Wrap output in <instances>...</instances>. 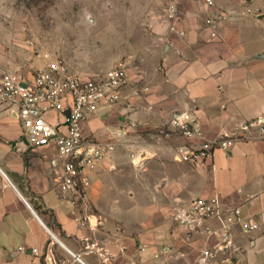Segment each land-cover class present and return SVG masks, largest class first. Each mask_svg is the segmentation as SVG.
Returning <instances> with one entry per match:
<instances>
[{"label":"crops","instance_id":"obj_1","mask_svg":"<svg viewBox=\"0 0 264 264\" xmlns=\"http://www.w3.org/2000/svg\"><path fill=\"white\" fill-rule=\"evenodd\" d=\"M178 7L161 31L159 67L142 76L129 67L120 102L85 123L94 138L117 140L111 156L88 171L95 226L82 225L80 210L61 197L55 149L28 146L19 120L0 107V264H199L206 236L188 238L174 220L175 199L213 194L260 223L234 231V255L241 264H264V138L240 130L264 118V0H215V28L205 21L211 8L204 0ZM183 111L207 139L233 144L198 162L174 159V147L188 140L163 132ZM124 150L141 163L131 164ZM202 225L217 227L214 220ZM165 245L172 255L160 254Z\"/></svg>","mask_w":264,"mask_h":264},{"label":"built area","instance_id":"obj_2","mask_svg":"<svg viewBox=\"0 0 264 264\" xmlns=\"http://www.w3.org/2000/svg\"><path fill=\"white\" fill-rule=\"evenodd\" d=\"M180 1L170 4V20L178 17ZM204 1L211 8L205 21L215 28L221 14L215 12V0ZM44 58L46 65L29 76L0 69V106L19 120L28 146L55 149L53 163L60 168L57 188L61 197L69 206L80 210L82 225L95 226L97 220L90 213L88 171L111 156L117 140L94 138L85 132V123L100 109H111L120 102L128 81L129 64L120 59L103 75L93 77L68 71L64 59L50 52L45 53ZM168 126L170 131L163 132L167 136L175 133L188 140L174 147L173 157L178 161L198 162L215 149L227 150L233 144L230 138L207 139L189 111L174 113ZM240 130H255L264 138V118L245 121ZM177 203L174 220L185 228L188 238L193 239L197 232L206 236L199 264H241L234 255L233 234L237 228L243 232L259 229L256 219L245 216L241 206H224L218 194L189 202L177 198ZM207 220L216 221L217 227H203ZM212 237L214 241L209 242ZM160 254L172 255L173 247L162 246Z\"/></svg>","mask_w":264,"mask_h":264},{"label":"rangeland","instance_id":"obj_3","mask_svg":"<svg viewBox=\"0 0 264 264\" xmlns=\"http://www.w3.org/2000/svg\"><path fill=\"white\" fill-rule=\"evenodd\" d=\"M173 1L0 0V69L29 76L46 65L44 54L50 52L64 59L68 71L83 76H101L120 59L134 75L151 73L159 67L161 31L171 21ZM120 153L131 164V158L137 160L133 164L143 159Z\"/></svg>","mask_w":264,"mask_h":264},{"label":"water","instance_id":"obj_4","mask_svg":"<svg viewBox=\"0 0 264 264\" xmlns=\"http://www.w3.org/2000/svg\"><path fill=\"white\" fill-rule=\"evenodd\" d=\"M69 112V111H68Z\"/></svg>","mask_w":264,"mask_h":264}]
</instances>
